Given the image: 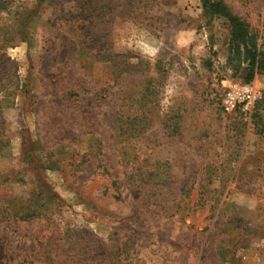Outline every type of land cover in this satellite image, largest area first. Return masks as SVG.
Segmentation results:
<instances>
[{
    "label": "rangeland",
    "instance_id": "374dc122",
    "mask_svg": "<svg viewBox=\"0 0 264 264\" xmlns=\"http://www.w3.org/2000/svg\"><path fill=\"white\" fill-rule=\"evenodd\" d=\"M223 1L264 46V0ZM229 36L202 0H0V264H264Z\"/></svg>",
    "mask_w": 264,
    "mask_h": 264
},
{
    "label": "trees",
    "instance_id": "16d2710c",
    "mask_svg": "<svg viewBox=\"0 0 264 264\" xmlns=\"http://www.w3.org/2000/svg\"><path fill=\"white\" fill-rule=\"evenodd\" d=\"M207 14L226 19L230 27L229 53L230 60L237 61L235 67L245 64L247 75L245 82H251L258 71H264V46L254 33L249 23L234 11L223 0H202ZM119 197V195H117ZM15 216L27 218L28 209H14ZM231 250V249H230ZM231 252V251H230ZM226 259H230L227 257Z\"/></svg>",
    "mask_w": 264,
    "mask_h": 264
},
{
    "label": "built area",
    "instance_id": "2783aa9c",
    "mask_svg": "<svg viewBox=\"0 0 264 264\" xmlns=\"http://www.w3.org/2000/svg\"><path fill=\"white\" fill-rule=\"evenodd\" d=\"M255 99V90L251 83L231 82L223 94V106L226 110L239 108L243 111L251 109Z\"/></svg>",
    "mask_w": 264,
    "mask_h": 264
}]
</instances>
